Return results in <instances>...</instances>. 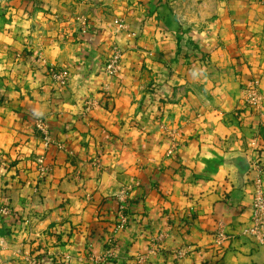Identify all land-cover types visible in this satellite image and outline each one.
<instances>
[{
    "label": "crops",
    "instance_id": "crops-1",
    "mask_svg": "<svg viewBox=\"0 0 264 264\" xmlns=\"http://www.w3.org/2000/svg\"><path fill=\"white\" fill-rule=\"evenodd\" d=\"M114 47L122 68L109 78ZM50 67L70 71L66 89ZM252 79L259 110L244 102ZM40 117L65 144L47 153L45 178ZM255 160L264 165V0H0L8 264H264V247L242 235ZM124 189L128 223L115 230ZM220 225L231 236L222 249Z\"/></svg>",
    "mask_w": 264,
    "mask_h": 264
},
{
    "label": "built area",
    "instance_id": "built-area-1",
    "mask_svg": "<svg viewBox=\"0 0 264 264\" xmlns=\"http://www.w3.org/2000/svg\"><path fill=\"white\" fill-rule=\"evenodd\" d=\"M80 30L86 33L90 26L88 21L83 17L79 18ZM119 28L122 30L127 29L126 24L123 20L118 22ZM123 53L118 47L112 49L111 55L105 61L102 66V72L109 78L116 77L122 68ZM48 75L51 80L53 87L64 90L68 87L70 82V71L67 68L50 67L48 69ZM246 87L244 102L249 108L254 110H259L262 107V95L260 92V83L258 79H252ZM96 105L95 102L87 103L85 106V111L88 112L90 109ZM35 130L38 133L41 140L42 153L36 158L37 171L41 178L47 177L51 171L52 167L47 164V153L52 149L56 148L62 150L65 144L58 141L51 133L48 122L45 118H36L34 124ZM171 137L174 138V132H171ZM179 145L173 142V149H177ZM252 169L256 173V177L253 181V193H252V213L248 225L243 229L242 235L251 240L257 246L264 247V165L259 160H255L252 163ZM128 189H124L118 195V211H117V226L115 230L123 228L128 223L127 210L129 208V195ZM13 213L12 209L8 205H3L0 207V216L6 218ZM109 236L107 244L110 246L114 245L115 242V232ZM231 240V236L226 231L224 226L220 225L214 232L213 244L215 247L222 249ZM6 241L0 239V264H8L3 258V251L5 250ZM112 252H107L106 256H112ZM186 254L184 251L179 252L180 257H184ZM140 262L142 260H139ZM25 264H41L43 259L39 256L27 255L24 259Z\"/></svg>",
    "mask_w": 264,
    "mask_h": 264
},
{
    "label": "trees",
    "instance_id": "trees-1",
    "mask_svg": "<svg viewBox=\"0 0 264 264\" xmlns=\"http://www.w3.org/2000/svg\"><path fill=\"white\" fill-rule=\"evenodd\" d=\"M117 211H118V207H117V210L115 211V213L117 214ZM117 217V216H116Z\"/></svg>",
    "mask_w": 264,
    "mask_h": 264
},
{
    "label": "rangeland",
    "instance_id": "rangeland-1",
    "mask_svg": "<svg viewBox=\"0 0 264 264\" xmlns=\"http://www.w3.org/2000/svg\"><path fill=\"white\" fill-rule=\"evenodd\" d=\"M114 255V254H113Z\"/></svg>",
    "mask_w": 264,
    "mask_h": 264
}]
</instances>
